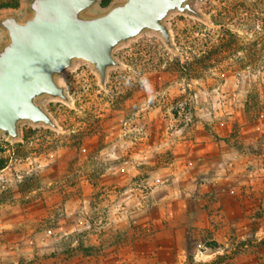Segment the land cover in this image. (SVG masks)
I'll use <instances>...</instances> for the list:
<instances>
[{
    "label": "rangeland",
    "instance_id": "1",
    "mask_svg": "<svg viewBox=\"0 0 264 264\" xmlns=\"http://www.w3.org/2000/svg\"><path fill=\"white\" fill-rule=\"evenodd\" d=\"M172 25L191 40L190 19ZM164 51L147 37L120 50L128 68L112 71L108 92L79 67L66 79L76 109L47 104L64 133L25 126L22 146L0 142V264H159L137 258L138 246L164 248L162 264H264V138L244 144L241 134L264 125V73L219 64L186 76ZM255 97L251 121L245 103ZM207 135L241 154L224 164L233 191L221 207L210 193L189 201L196 193L184 197L174 176L180 139ZM25 179L31 187L22 189ZM164 184L175 189L161 193Z\"/></svg>",
    "mask_w": 264,
    "mask_h": 264
},
{
    "label": "water",
    "instance_id": "2",
    "mask_svg": "<svg viewBox=\"0 0 264 264\" xmlns=\"http://www.w3.org/2000/svg\"><path fill=\"white\" fill-rule=\"evenodd\" d=\"M19 0L0 8V138L23 143V127L65 132L47 104L76 109L66 82L90 69L108 92L110 73L127 69L117 53L142 38L159 40L181 63L172 21L183 17L220 30L208 0Z\"/></svg>",
    "mask_w": 264,
    "mask_h": 264
},
{
    "label": "trees",
    "instance_id": "3",
    "mask_svg": "<svg viewBox=\"0 0 264 264\" xmlns=\"http://www.w3.org/2000/svg\"><path fill=\"white\" fill-rule=\"evenodd\" d=\"M110 1L103 0L102 5L106 6ZM18 5L19 0H0V8ZM204 9L212 16L215 23L222 27L220 30H212L198 21L190 20L196 36L191 35L189 41L184 31L180 35L175 34L177 44L186 57L184 63L178 58H173L177 70L183 75L191 76L199 71H209L221 64L225 67L224 71H232L237 75L241 71H253L262 75L264 73V0H225L218 6L207 2ZM164 55H168V52L164 51ZM124 63L129 64L127 61ZM143 63L145 70L152 69L151 60H145ZM234 65H238V69H235ZM261 75L260 85L263 84ZM256 102L255 97L253 103H245V115L251 121L254 120L252 113ZM26 127L30 133L38 131ZM45 131L51 132L48 129ZM17 145L22 146L23 143ZM4 166L5 161L0 158V167ZM27 179L19 184L22 189L31 187Z\"/></svg>",
    "mask_w": 264,
    "mask_h": 264
},
{
    "label": "crops",
    "instance_id": "4",
    "mask_svg": "<svg viewBox=\"0 0 264 264\" xmlns=\"http://www.w3.org/2000/svg\"><path fill=\"white\" fill-rule=\"evenodd\" d=\"M222 133V135L227 134L225 130H223ZM241 134L242 142L244 144H251L252 142H255L258 137L264 138V125H259L257 123L246 125L242 128ZM206 137V139L201 141L196 137L185 136L184 138H181L178 145H176V157L180 159L181 163V167H179L178 171L174 174V176L179 179V187L177 191H179L184 197L188 196L191 198L194 196V193H196L198 199L195 195V199L193 197V200H189H195L196 203L203 199V197H200V193L214 194V202L218 203L216 204L217 207H221V203L225 201V199H231L233 191L230 189L232 183H228V180L232 175H227L228 179H225V175L228 174V172L225 170L224 164L229 161L227 158L240 157L241 154H239V150L231 149V146L227 144L224 139L217 140L216 137L208 135ZM172 189L175 188H172L168 184H164L159 191L169 195ZM241 196L240 192H238L235 195H232V200L238 201ZM215 197L217 199L219 197L220 199L217 201L215 200ZM151 250L152 252L149 251V254H146V251L141 249V247H135V251L138 252L135 256L137 258H145L148 257V255L156 256L157 262L162 264L164 262L163 256L166 254L165 249L152 247ZM132 254L133 253H125L121 258H129ZM181 257V252H177L176 258L181 259ZM89 264L91 263L89 262ZM96 264H101V262Z\"/></svg>",
    "mask_w": 264,
    "mask_h": 264
},
{
    "label": "flooded vegetation",
    "instance_id": "5",
    "mask_svg": "<svg viewBox=\"0 0 264 264\" xmlns=\"http://www.w3.org/2000/svg\"><path fill=\"white\" fill-rule=\"evenodd\" d=\"M24 128H25V127H23V129H24ZM3 139H4V137H1V138H0V142H1Z\"/></svg>",
    "mask_w": 264,
    "mask_h": 264
}]
</instances>
